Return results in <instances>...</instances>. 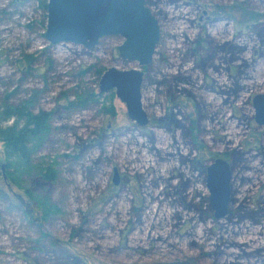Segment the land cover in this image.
I'll use <instances>...</instances> for the list:
<instances>
[{
    "label": "rangeland",
    "instance_id": "rangeland-1",
    "mask_svg": "<svg viewBox=\"0 0 264 264\" xmlns=\"http://www.w3.org/2000/svg\"><path fill=\"white\" fill-rule=\"evenodd\" d=\"M147 5L161 28L143 69L142 104L152 123L144 128L114 91L99 92L107 68L135 66L121 58L120 36H103L91 49L52 45L37 0H0V106L31 100L35 111L50 113V131L31 160L40 168L50 163L53 173L46 180L31 168L7 171L0 142V264H264L263 249L243 245L264 229L251 226L264 191L256 180L251 187L252 178L264 182L257 177L264 175V125L255 122L251 101L264 94V0ZM87 93L98 97L84 108ZM195 137L202 154H224L233 167L239 190L228 222L213 216L195 180L206 165ZM244 164L259 174L244 170L251 181L242 188ZM10 184L18 193L13 201ZM27 189L56 209L33 207Z\"/></svg>",
    "mask_w": 264,
    "mask_h": 264
},
{
    "label": "water",
    "instance_id": "water-1",
    "mask_svg": "<svg viewBox=\"0 0 264 264\" xmlns=\"http://www.w3.org/2000/svg\"><path fill=\"white\" fill-rule=\"evenodd\" d=\"M120 36L118 45L122 59L134 63L129 69L107 68L99 80V92L114 91L125 104L130 120L139 126L146 124L147 114L142 107V67L147 65L159 40V25L146 0H47L45 40L57 45L70 43L91 49L103 36ZM254 120L264 125V94L252 100ZM210 172L220 174L211 178V192L217 216L223 215L228 200V164L219 160ZM114 184L118 183L114 169ZM218 183V184H217Z\"/></svg>",
    "mask_w": 264,
    "mask_h": 264
},
{
    "label": "trees",
    "instance_id": "trees-1",
    "mask_svg": "<svg viewBox=\"0 0 264 264\" xmlns=\"http://www.w3.org/2000/svg\"><path fill=\"white\" fill-rule=\"evenodd\" d=\"M37 1L45 13L43 16L45 23L47 0ZM27 63H30L29 59H26V64ZM99 73L102 72L99 71ZM94 96L98 97V94L87 93L84 95L81 100L83 104L82 107L85 108L87 100ZM49 116L50 113L46 111L40 109L35 111V107L31 100L19 101L17 104L5 102L0 106V142L4 148L5 166L7 171H11L12 169V171L16 170L25 172L29 171L31 168L30 170H33L38 176L42 175L46 180L51 179L53 173L51 171L52 165L50 163H47L46 166L44 163V166L40 168L38 166L34 167L31 160L33 153H36L37 150L42 148L45 141L43 136L50 131V125H48ZM10 119H12V122L9 125H1L2 122L9 121ZM13 179V177H10L8 180L12 181ZM7 189L9 193H12L10 199L13 201V198L17 197L18 193L13 190L11 184ZM4 192L5 190L0 186V195H3ZM26 193L29 198L32 199L29 203H31L33 207L38 204V206L42 207L44 213L48 214L56 209L52 204V207L48 208L46 206L48 201L46 199H42L41 201L30 189H27ZM24 205H28V203L25 202L23 203V206Z\"/></svg>",
    "mask_w": 264,
    "mask_h": 264
},
{
    "label": "flooded vegetation",
    "instance_id": "flooded-vegetation-1",
    "mask_svg": "<svg viewBox=\"0 0 264 264\" xmlns=\"http://www.w3.org/2000/svg\"><path fill=\"white\" fill-rule=\"evenodd\" d=\"M146 5H147V0H146ZM148 6V5H147ZM153 14V13H152ZM216 14H221V13H219V12H216V13H209V15H207L206 16V18L207 19H210L212 16H214V15H216ZM155 16V15H154ZM156 18V17H155ZM157 19V18H156ZM158 21V20H157ZM158 25H159V22H158ZM160 25H159V39H160ZM159 41V40H158ZM158 43V42H157ZM156 46H157V44H156ZM155 49H156V47H155ZM153 57V56H152ZM151 62H152V60L147 64V65H144L143 67H142V71H143V69L145 68V69H147L148 68V66L151 64ZM232 62V61H231ZM146 75H145V73H144V71H143V80H142V83H143V81H144V79H146L147 77H145ZM181 77V75L178 77V78H180ZM171 79H176V76H172L171 77ZM169 82L170 81H167V83L169 84ZM141 87H142V84H141ZM191 97H193L192 96V93H190L189 94ZM255 96V95H254ZM253 96V97H254ZM253 97H252V100H253ZM179 100H183L184 102H185V104H187V107H188V104H189V102H187V99L184 97V95H182V96H180L179 97ZM251 100V101H252ZM142 101V100H141ZM252 106H253V103H252ZM142 107H143V104H142ZM254 108V107H253ZM143 109H144V111L146 112V110H145V108L143 107ZM146 114H147V122H146V124H144V125H142V126H140V127H144V128H148V127H150V124H152L151 123V117L148 115V113L146 112ZM254 115H255V110H254ZM135 124H137L136 122H134ZM258 124V123H257ZM138 125V124H137ZM258 125H263V124H258ZM139 126V125H138ZM157 126H159V124L157 123V124H155L154 125V128L155 127H157ZM152 127V126H151ZM160 127V126H159ZM158 128V127H157ZM224 131H225V129H223ZM190 132H191V134L192 135H194V136H196L195 135V133H196V128H195V126H191V130H190ZM224 139H225V135H224ZM194 143H195V146L196 147H198V150L200 151V154H199V158H198V161L199 162H203V163H205L206 165L204 166V168H203V171H202V173H200V177H197L195 180L197 181V182H200V184L204 187V189L206 190V194H207V196H206V200L208 201V204H209V208H210V210L213 212V216L216 218V219H224V220H227V222L228 221H230V218L231 217H229V216H227L228 214H231V212H229V205H230V202H232V197H233V199L234 198H236V197H234L235 195H237L238 194V188H236V186L234 187L233 186V180H234V176H233V167H232V165L230 164V162L228 161V158H226V156L223 154V155H221L220 153H218L216 156H213V153L212 152H209V155H205V154H202L203 153V151L201 150V147H202V144H203V141H199V140H197L196 139V137L194 138ZM208 148V147H207ZM222 153V152H221ZM182 157V156H181ZM219 160H221V161H223V162H225L226 164H228V167H229V169H230V178H229V181H228V190H229V194H228V200H227V204H226V206H225V210H224V212H223V215H221V216H217L216 215V213L218 212L217 211V209H216V207H215V204H214V202H213V197H212V192H211V188H210V186H211V183H212V180H211V178H213V177H215V178H219L220 177V174L217 172V174H216V172L215 173H212V172H210V168H211V166H212V164H214V163H217V161H219ZM252 160H254V158H252V159H250V162H252ZM197 161V162H198ZM246 161V163L249 161V160H245ZM184 162V161H183ZM245 163V164H246ZM242 165V167H241V171L239 172V173H241L240 175H239V178H240V186L242 187V188H244V185L246 184V183H249L251 180H247V176H246V172H244V170H250V168H251V172L254 174V175H256V174H259V171L256 169V170H254L253 168H254V166L252 167V166H250L249 164H248V166H246V165ZM261 164H263L264 165V162H261ZM114 170V169H113ZM118 174V173H117ZM249 174V173H248ZM113 175H114V171H113ZM179 178H183L184 179V176H187V175H184L183 177H182V174L180 175V174H178L177 175ZM258 176H260V177H262V176H264L263 174H259V175H257V177ZM252 180H253V185L250 183V186L251 187H253L254 185H255V182L257 181V184H260V185H263L264 184V182H263V180L262 181H259L260 183H258V180H257V178H252ZM254 180H256V181H254ZM118 181H119V179H118ZM112 182H113V179H112ZM196 182V183H197ZM113 184H114V182H113ZM193 184V183H192ZM218 184V183H217ZM116 185V184H115ZM190 180L189 181H187L186 183H184V184H182L181 185V188L180 189H182V191H184V190H186V189H188L189 187H190ZM243 185V186H242ZM196 185H194V187H195ZM246 186V185H245ZM249 186V187H250ZM240 188V187H239ZM253 189V188H252ZM250 189H248L247 191H248V193L250 192L249 191ZM246 191V192H247ZM247 193V194H248ZM204 194V193H203ZM263 194H264V191H263V193H262V199H263V201L261 200V198H260V203H261V207L259 208V214H260V216H259V218H257V219H255V220H253L252 221V225L251 226H257V227H260V226H262L261 224L262 223H264V214L262 213V210L264 209V196H263ZM251 196V195H250ZM238 202H240V200L238 201ZM191 203H192V201H191ZM240 204H241V209L243 210V209H245V206H246V204L243 202V201H241L240 202ZM226 222V221H225ZM241 229H246L244 226H242V228ZM240 235V234H239ZM241 235L242 236H245V234L243 233V231L241 232ZM239 236L238 238H242V236ZM258 236H259V239H258V241H250V242H247V243H243V245H244V247H246V246H250V248L251 249H255V251H260L261 249H263L262 250V252L264 253V229H263V233H260V234H258ZM247 237H248V235H247ZM234 238V237H233ZM241 240V239H240ZM244 240V239H243ZM234 242V241H233ZM232 242V243H233ZM235 242H236V240H235ZM242 244V243H241ZM237 245L239 246L240 245V243H238L237 242ZM255 246V247H254ZM243 247V246H242ZM253 247V248H252ZM242 249H244V248H242ZM264 258V257H263Z\"/></svg>",
    "mask_w": 264,
    "mask_h": 264
}]
</instances>
